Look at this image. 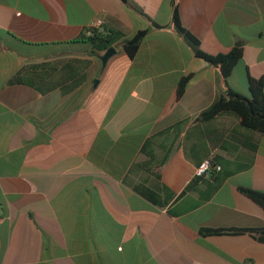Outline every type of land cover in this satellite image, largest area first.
Segmentation results:
<instances>
[{"label":"crops","instance_id":"obj_1","mask_svg":"<svg viewBox=\"0 0 264 264\" xmlns=\"http://www.w3.org/2000/svg\"><path fill=\"white\" fill-rule=\"evenodd\" d=\"M174 14L205 53L241 49L231 76L264 77V0H0V264H264L254 233H204L264 227L240 191L264 193V137L198 121L248 94L195 57ZM97 18L145 31L132 59L117 42L102 64L81 39ZM211 154L220 173L182 193Z\"/></svg>","mask_w":264,"mask_h":264},{"label":"trees","instance_id":"obj_2","mask_svg":"<svg viewBox=\"0 0 264 264\" xmlns=\"http://www.w3.org/2000/svg\"><path fill=\"white\" fill-rule=\"evenodd\" d=\"M122 3H127V0H121ZM174 28L183 37L186 43L191 47L195 57L202 59L211 66L219 69L221 76L225 81L231 76L234 68L242 59V52L240 48H233L229 52L218 55H210L205 53L200 48V42L187 30H185L176 14H174ZM145 35V31L138 32L130 39H124L123 34L118 31H107L103 29H91V35L85 37V32L81 39L89 42L91 46L97 50L106 52L109 48L114 46L117 42L122 47L127 58L132 59L138 49L140 41ZM188 77L182 78L176 88V95L179 98L183 91ZM264 77L253 79L247 76L248 96L227 90L225 96H219L207 109L203 110L199 116L198 121L207 123L220 117H232L239 126L249 132L259 133L264 137ZM178 125L174 126L177 127ZM253 148V146H249ZM217 173L210 174L207 178L215 177ZM204 178H196L191 181L183 190L182 193L190 191L196 180H203ZM241 193L256 203L264 211V193L252 189H240ZM146 200L150 203L163 207L161 195L157 192L149 190L145 194ZM252 232L256 240L264 243V227L255 230L234 229V230H204L205 234H223V233H238V232Z\"/></svg>","mask_w":264,"mask_h":264},{"label":"built area","instance_id":"obj_3","mask_svg":"<svg viewBox=\"0 0 264 264\" xmlns=\"http://www.w3.org/2000/svg\"><path fill=\"white\" fill-rule=\"evenodd\" d=\"M104 21L100 18L95 19L85 30V37L91 35V29H102ZM221 170V167L214 161L213 155H209L207 158L202 160L199 165L195 168L194 177L206 178L212 173H217Z\"/></svg>","mask_w":264,"mask_h":264},{"label":"rangeland","instance_id":"obj_4","mask_svg":"<svg viewBox=\"0 0 264 264\" xmlns=\"http://www.w3.org/2000/svg\"><path fill=\"white\" fill-rule=\"evenodd\" d=\"M245 77L242 75V70L240 69V67H237L233 73L232 76L229 77V80H232L235 84L242 86L243 85V93H245L246 95L247 93V85L245 82Z\"/></svg>","mask_w":264,"mask_h":264},{"label":"water","instance_id":"obj_5","mask_svg":"<svg viewBox=\"0 0 264 264\" xmlns=\"http://www.w3.org/2000/svg\"><path fill=\"white\" fill-rule=\"evenodd\" d=\"M114 54V49L113 48H109L105 54L103 56L100 57V60L102 62V64L104 65L107 61V59L112 55Z\"/></svg>","mask_w":264,"mask_h":264}]
</instances>
